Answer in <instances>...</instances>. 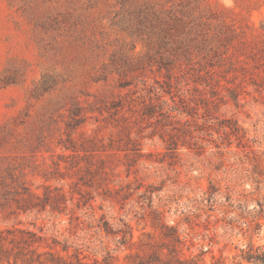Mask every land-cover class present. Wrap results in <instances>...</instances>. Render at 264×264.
<instances>
[{
	"label": "rangeland",
	"instance_id": "obj_1",
	"mask_svg": "<svg viewBox=\"0 0 264 264\" xmlns=\"http://www.w3.org/2000/svg\"><path fill=\"white\" fill-rule=\"evenodd\" d=\"M242 32L264 40V0H0V163L69 199L63 213L0 216V229L105 264L117 241L99 227L129 223L133 252L153 254L161 213L197 264H256L243 251H264V52ZM155 94L180 122L143 115ZM70 135L89 150L66 151Z\"/></svg>",
	"mask_w": 264,
	"mask_h": 264
},
{
	"label": "trees",
	"instance_id": "obj_2",
	"mask_svg": "<svg viewBox=\"0 0 264 264\" xmlns=\"http://www.w3.org/2000/svg\"><path fill=\"white\" fill-rule=\"evenodd\" d=\"M171 19L177 24H186L178 16ZM169 30L173 33L172 27ZM184 30L185 28H183ZM183 34L185 33L182 32L175 36L179 44L187 51L194 38L186 37L183 39L180 37ZM232 34L240 35L236 30H233ZM241 34L245 35L244 32ZM187 36L190 35L187 34ZM238 44L248 49H257L258 52H264V40L254 42L253 40L247 39V35H245L244 39L238 41ZM195 45L196 43L193 42V47ZM155 97L158 102L162 100L158 94H155ZM144 106L143 115L145 117L151 119L154 117L157 118V116H165L171 121L180 122L177 115L174 114L175 110L169 109L166 101L155 103L151 99V102L146 103ZM156 108H159V111ZM78 110L79 108L75 107V112L78 114H74L83 116L82 111ZM71 126L69 125V127ZM74 128V126L73 128L71 127L72 130H75ZM231 134H235L234 131ZM88 143L89 139H85L82 143H77L70 135L69 144L64 145V148L66 151H72L74 153L87 152L89 150L87 147ZM100 162L104 164L103 160H100ZM74 164V166H77L79 162ZM27 176L28 173L22 166H17L16 164L3 165L0 163V216L9 219L12 216L18 217L21 214H28L34 211L43 213L48 209L52 212L59 213L66 211L69 199L62 188L46 185L43 193L40 194L27 184ZM123 226L124 229L116 231L107 223L103 227H99L117 241L116 254L108 252V256L104 259L105 264H114L121 259L127 261L124 264H197L196 260L198 256L191 258L185 257L184 248L187 247V244L179 228L165 223L161 213H157V218L153 222V228L161 230L160 236L164 241L161 242L160 248L153 254L146 252L148 246H153L151 243L144 244L145 247L141 249L142 251L133 252L135 248H139L137 241H135L134 228L129 223H123ZM45 244L46 248L49 249L40 251V248L45 246ZM59 247H61V252H64L65 255L58 250ZM70 248V245L61 244L56 239H52V242L49 243L46 237L32 230L18 227L17 225L0 229V262L2 263L19 264L18 260H21V264H91V262L87 261L88 256L83 254L81 248L74 247L72 254H70ZM190 248L188 247L187 249L190 250ZM126 251L128 253L121 257V253ZM204 254L205 251L201 250L200 255ZM162 255L169 257V259H161ZM243 257L249 262L264 264V251L261 248L251 246L249 249L243 251ZM98 263L99 261L94 259L92 264Z\"/></svg>",
	"mask_w": 264,
	"mask_h": 264
}]
</instances>
